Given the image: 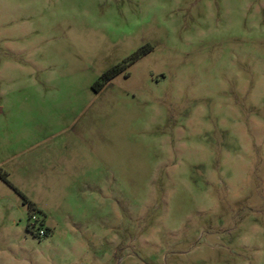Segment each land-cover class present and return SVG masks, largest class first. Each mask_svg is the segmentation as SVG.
I'll return each instance as SVG.
<instances>
[{"label":"rangeland","instance_id":"1","mask_svg":"<svg viewBox=\"0 0 264 264\" xmlns=\"http://www.w3.org/2000/svg\"><path fill=\"white\" fill-rule=\"evenodd\" d=\"M0 264H264V0H0Z\"/></svg>","mask_w":264,"mask_h":264},{"label":"trees","instance_id":"2","mask_svg":"<svg viewBox=\"0 0 264 264\" xmlns=\"http://www.w3.org/2000/svg\"><path fill=\"white\" fill-rule=\"evenodd\" d=\"M148 50V47H142L140 48L138 51L134 52L127 61H125L122 64H117L115 66H113L112 68H110L109 70L105 71L102 75H101V79L102 81L99 82V86L105 84L107 81H109L111 78H113L115 75H117L118 73H120L125 67L126 64L133 62L134 60H136L142 53L146 52ZM6 179V178H5ZM7 181V180H6ZM28 209L29 212L33 211L35 209L34 205L32 203H28ZM31 216H33V214H30V220H31ZM29 227V226H28ZM46 230V234H47V229ZM45 234V235H46ZM37 235V234H36Z\"/></svg>","mask_w":264,"mask_h":264},{"label":"built area","instance_id":"3","mask_svg":"<svg viewBox=\"0 0 264 264\" xmlns=\"http://www.w3.org/2000/svg\"><path fill=\"white\" fill-rule=\"evenodd\" d=\"M31 220L33 221V222H31V226L35 225L36 222H37V218L33 215V216H31ZM41 226H42V225H38L37 230H36V234H37L39 237H41V236H45V234H46V230L43 229Z\"/></svg>","mask_w":264,"mask_h":264}]
</instances>
